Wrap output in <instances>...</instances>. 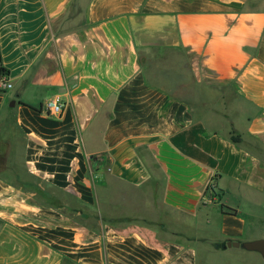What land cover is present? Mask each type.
<instances>
[{
  "label": "crops",
  "instance_id": "obj_1",
  "mask_svg": "<svg viewBox=\"0 0 264 264\" xmlns=\"http://www.w3.org/2000/svg\"><path fill=\"white\" fill-rule=\"evenodd\" d=\"M0 57V264L264 240V0H0Z\"/></svg>",
  "mask_w": 264,
  "mask_h": 264
},
{
  "label": "rangeland",
  "instance_id": "obj_2",
  "mask_svg": "<svg viewBox=\"0 0 264 264\" xmlns=\"http://www.w3.org/2000/svg\"><path fill=\"white\" fill-rule=\"evenodd\" d=\"M157 83V82H156ZM160 85H162L167 91L172 93L173 95L183 98V99H189L188 101H191L196 105V108H198L203 103L199 102L198 99L200 98V94L197 95V87L192 86H183V79L181 78V81L177 85H171L170 80L166 81H160ZM187 83V82H185ZM123 201L127 200L124 197L120 198ZM127 204H130L127 202ZM87 213L89 214V221L92 216L91 210H87ZM136 217L137 221H142V219H139L140 217L137 215H134ZM182 241V240H181ZM198 255V263L199 264H264V258L260 256L258 253H254L256 256L255 258H249L248 255H246V251L241 247L239 249L231 248L226 251L223 250H215L212 248L210 252H207L203 246H199L196 248Z\"/></svg>",
  "mask_w": 264,
  "mask_h": 264
},
{
  "label": "built area",
  "instance_id": "obj_3",
  "mask_svg": "<svg viewBox=\"0 0 264 264\" xmlns=\"http://www.w3.org/2000/svg\"><path fill=\"white\" fill-rule=\"evenodd\" d=\"M8 84H9L8 75L2 74L0 76V88L4 90L8 87ZM65 106L66 104L61 99L59 98L51 99L43 105L42 110L53 116H61Z\"/></svg>",
  "mask_w": 264,
  "mask_h": 264
},
{
  "label": "water",
  "instance_id": "obj_4",
  "mask_svg": "<svg viewBox=\"0 0 264 264\" xmlns=\"http://www.w3.org/2000/svg\"><path fill=\"white\" fill-rule=\"evenodd\" d=\"M240 248L242 247L243 249L247 251H256L259 252L261 255L264 256V240H258L254 242H247V243H239V242H233V241H228L225 242L221 245L217 244L216 248L218 249H223L226 250L228 248Z\"/></svg>",
  "mask_w": 264,
  "mask_h": 264
},
{
  "label": "trees",
  "instance_id": "obj_5",
  "mask_svg": "<svg viewBox=\"0 0 264 264\" xmlns=\"http://www.w3.org/2000/svg\"><path fill=\"white\" fill-rule=\"evenodd\" d=\"M0 59H1V57H0ZM2 74H7V71L1 66V67H0V76H1ZM231 140H232L233 142H235V143H238V142L240 141V137H239V136L232 135V136H231ZM209 191L214 192V187L212 186V184L209 185V187L207 188V193H208Z\"/></svg>",
  "mask_w": 264,
  "mask_h": 264
}]
</instances>
